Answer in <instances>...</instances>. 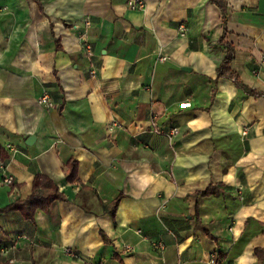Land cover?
<instances>
[{
    "label": "crops",
    "instance_id": "0c3cea01",
    "mask_svg": "<svg viewBox=\"0 0 264 264\" xmlns=\"http://www.w3.org/2000/svg\"><path fill=\"white\" fill-rule=\"evenodd\" d=\"M130 1L0 0V264L264 259V0ZM221 37L260 95L217 77ZM36 173L66 200L32 224L2 209Z\"/></svg>",
    "mask_w": 264,
    "mask_h": 264
},
{
    "label": "trees",
    "instance_id": "16d2710c",
    "mask_svg": "<svg viewBox=\"0 0 264 264\" xmlns=\"http://www.w3.org/2000/svg\"><path fill=\"white\" fill-rule=\"evenodd\" d=\"M215 3L223 12L224 4L221 0H211ZM225 24V16L223 18ZM226 28L224 26V33H226ZM218 43L223 46L225 51V56L221 64L217 67L216 74L217 77H228L230 78L237 87L241 88L247 93H250L254 96L260 95V93L255 92L250 89L248 86L242 83L238 75L230 68V63L234 59L236 50L235 47L226 41H224L223 37L218 40ZM61 109V105L59 106V110ZM9 159L8 151L0 145V162H5ZM65 175L68 182H76L77 181V161L70 159L65 165ZM225 189L222 186L218 185H208V187L200 192H196L193 194V197L198 196H206V195H220L224 194ZM121 199V196H118L115 200H113L109 205H103V211L109 213L111 216H114L116 207ZM63 201L66 200V197L62 192L59 191L56 183L51 180L49 177L36 173L34 175L31 192L30 194L22 200H16L11 203L8 207L2 210H11L19 212L25 220H28L32 224H34V215L38 209L47 211L48 207L54 201ZM195 210L197 212V206L195 205ZM256 254L264 253V249H256ZM223 254L219 251H215L214 253V262L217 264L221 258H223ZM264 259L260 258V262L258 264H263Z\"/></svg>",
    "mask_w": 264,
    "mask_h": 264
},
{
    "label": "built area",
    "instance_id": "2783aa9c",
    "mask_svg": "<svg viewBox=\"0 0 264 264\" xmlns=\"http://www.w3.org/2000/svg\"><path fill=\"white\" fill-rule=\"evenodd\" d=\"M142 1L141 0H131L129 2V5L131 7H136V8H141L142 7ZM89 50L90 48L89 47H86V53H89ZM49 96L47 94H43L40 98V103L41 104H44V105H49ZM153 126H155V124L153 123L152 124ZM119 124L117 121L115 120H111L108 124V127L110 128H114V127H118ZM178 129L177 128H171L169 131H168V134H167V137L168 138H171L172 136H174L176 133H177ZM159 248H162V245L161 244H157ZM66 253H68L69 255L71 256H77V254H75V252L71 251V250H66ZM78 257V256H77ZM210 263L211 264H215L214 262V256L211 257V260H210Z\"/></svg>",
    "mask_w": 264,
    "mask_h": 264
},
{
    "label": "water",
    "instance_id": "95a60500",
    "mask_svg": "<svg viewBox=\"0 0 264 264\" xmlns=\"http://www.w3.org/2000/svg\"><path fill=\"white\" fill-rule=\"evenodd\" d=\"M34 139H35L34 136L28 137V139L26 140V144H31L34 141Z\"/></svg>",
    "mask_w": 264,
    "mask_h": 264
},
{
    "label": "clouds",
    "instance_id": "9594fccd",
    "mask_svg": "<svg viewBox=\"0 0 264 264\" xmlns=\"http://www.w3.org/2000/svg\"><path fill=\"white\" fill-rule=\"evenodd\" d=\"M180 107H181V108H184V107H187V105H185V104H181Z\"/></svg>",
    "mask_w": 264,
    "mask_h": 264
}]
</instances>
